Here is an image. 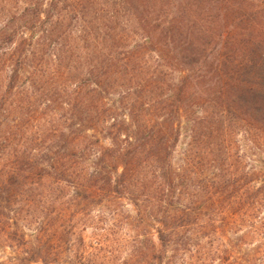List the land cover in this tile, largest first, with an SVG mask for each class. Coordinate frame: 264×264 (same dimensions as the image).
Returning <instances> with one entry per match:
<instances>
[{
  "label": "trees",
  "instance_id": "16d2710c",
  "mask_svg": "<svg viewBox=\"0 0 264 264\" xmlns=\"http://www.w3.org/2000/svg\"><path fill=\"white\" fill-rule=\"evenodd\" d=\"M0 264H264V0H0Z\"/></svg>",
  "mask_w": 264,
  "mask_h": 264
},
{
  "label": "rangeland",
  "instance_id": "374dc122",
  "mask_svg": "<svg viewBox=\"0 0 264 264\" xmlns=\"http://www.w3.org/2000/svg\"><path fill=\"white\" fill-rule=\"evenodd\" d=\"M74 23V22H73ZM74 25L75 24H72L71 25V30L72 29H74V30H77V28H78V25L77 26H75L74 27ZM70 27V26H69ZM64 36H62V37H59V41H57V42H61V43H73V38H69L68 37V35L67 34H63ZM68 41V42H67ZM127 206V208L129 209V208H131L129 205H126ZM119 208H122L123 207V205L122 204H120L119 206H118ZM109 209H107V210H105V212L102 214H100V216L102 217V218H104L105 220H108V218H110V216L108 215L109 214ZM99 216V215H98ZM121 232L123 231V229L122 230H120ZM125 232V231H124ZM129 233L128 232H126V233H119L117 236L118 237H116V239L117 240H120L121 242L123 241V240H125V239H127L128 237L126 236V235H128ZM113 240H115V239H113ZM130 254H132V250H131V248L130 247H128V246H124L123 248H122V250H121V252H120V254H119V257L121 258V261L123 260H126L127 258H129V255Z\"/></svg>",
  "mask_w": 264,
  "mask_h": 264
}]
</instances>
